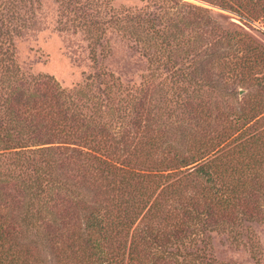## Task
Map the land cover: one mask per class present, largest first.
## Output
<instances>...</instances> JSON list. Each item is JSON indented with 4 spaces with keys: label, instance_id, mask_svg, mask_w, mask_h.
I'll use <instances>...</instances> for the list:
<instances>
[{
    "label": "rangeland",
    "instance_id": "rangeland-1",
    "mask_svg": "<svg viewBox=\"0 0 264 264\" xmlns=\"http://www.w3.org/2000/svg\"><path fill=\"white\" fill-rule=\"evenodd\" d=\"M184 1L211 8L231 37L222 58L227 62L225 81L229 84L221 91L203 89L202 98L197 97L194 85L189 91L180 90L177 86L181 83L149 63L133 34L137 27L134 14L164 15L175 11L173 2L0 0V122L8 123L5 100L15 87L36 91L35 78L49 76L81 105L86 116L83 124L110 128L107 145L125 157L132 153L140 160L141 149L149 150L153 165L137 168L172 174L167 182H174L188 198L160 193L159 187L150 199L156 201L154 206L130 225L121 250L115 243L119 252L114 253L115 264H264V182L250 187L236 207L227 210L232 221L218 224V219H208L202 230L197 221V199L189 196L200 195L202 201L204 185L196 173L188 174L192 165L179 169L170 163L156 165L174 157L177 150L178 156H191L197 150V140L205 150L211 146L210 138H215L209 142L216 144L217 137L227 133L233 123L252 124L259 119L257 128L264 129V0ZM201 31L191 30V35L197 37ZM220 71L218 64L215 74ZM173 85L175 89H171ZM202 101L212 110L217 108L208 120L197 119V106ZM219 110L226 114L220 117ZM241 111L248 116L237 120ZM46 132L32 133L27 127L22 134L26 143L19 147H9L0 134L4 204L18 211L25 202L21 184L35 177L36 166L44 168L50 162L58 182L50 183L52 189H48L44 203L49 202L57 224L71 220L82 225L89 209L111 205L108 181L101 178L106 175L101 168L111 155L106 149H89L83 138L85 130L73 140ZM185 135L194 138V143ZM116 141L127 151L116 148ZM157 146L161 148L157 150ZM117 165L132 168L127 163ZM150 188L151 193V183ZM151 229L158 238H151Z\"/></svg>",
    "mask_w": 264,
    "mask_h": 264
},
{
    "label": "trees",
    "instance_id": "trees-1",
    "mask_svg": "<svg viewBox=\"0 0 264 264\" xmlns=\"http://www.w3.org/2000/svg\"><path fill=\"white\" fill-rule=\"evenodd\" d=\"M166 1L176 5L173 7L175 11L168 10L164 15L137 12L133 16L135 26L137 24L133 34L142 45L144 56L149 63L168 73L175 83H181L177 86L180 90L189 91L188 88L194 85L200 98L205 88L212 92L223 90L229 84L225 81L227 62L222 58L226 57V41L231 38L230 34L224 31L211 8L184 0ZM261 8L264 10V4ZM200 29L202 31L197 32V37L191 35V30ZM218 64L222 71L217 75L215 68ZM33 85L36 91L25 90L20 85L15 87L5 100L10 116L7 124L0 122L3 141L9 147L26 143L22 134L27 127L32 133L46 129L45 134L49 131L53 136L64 134L69 140L85 130L83 138L89 149H106L105 152L111 155L109 162H104L101 168V172H106L101 178L108 181L111 205L98 204L89 209L82 225L73 224L71 220H65L63 225L57 224L49 202L44 203L48 189H52L50 183L58 182L52 173L53 166L50 162L44 168L36 166L35 177L30 176L28 182L21 184L25 202L18 211L14 209L13 212L4 204L0 189V264H115L114 253H119L115 243L121 250L122 239L130 225L140 215L143 214L144 218L154 206L156 201L150 202V199L159 187L160 193L169 192L170 196L180 199L188 196H182L174 182H167L172 177L171 173L142 170L146 169L142 167L153 165L149 150L141 149L140 160L132 153L125 157L107 145L106 142L111 140L110 128L83 124L86 116L81 105L70 93L53 83L51 77L39 75ZM175 88L171 86V89ZM201 103L197 106V119L208 120L216 115V106L212 110L207 101L206 104L204 101ZM68 111H71V122ZM225 114V111H218L220 117ZM237 116V120H242L248 114L241 111ZM249 123H233L227 133L217 137L216 144L210 143L215 139L210 138L208 143L211 146L205 150H202L204 144L197 140V150L189 157L178 156L177 150L174 157L156 163L157 167L170 163L177 165V169L192 165L188 174L196 173L204 185L202 201H199L200 195L197 198L189 196L197 199V221L202 223V230L208 225V219H218V224L227 219L232 221L227 210L236 207V202L249 192L250 187H259L264 182V129L257 128L259 119ZM12 131L15 132L12 134ZM185 136L194 143V138ZM116 142V148L127 151L119 148V141ZM153 144L151 142V146ZM159 148L156 147L157 150ZM119 163H127L132 168L118 166ZM137 165L142 167L137 168ZM150 183L154 185L151 193ZM150 231L151 238L159 237L154 229Z\"/></svg>",
    "mask_w": 264,
    "mask_h": 264
},
{
    "label": "bare ground",
    "instance_id": "bare-ground-1",
    "mask_svg": "<svg viewBox=\"0 0 264 264\" xmlns=\"http://www.w3.org/2000/svg\"><path fill=\"white\" fill-rule=\"evenodd\" d=\"M191 2L193 1V2H197V3H200V4H207V3H205L204 1H202V0H190Z\"/></svg>",
    "mask_w": 264,
    "mask_h": 264
}]
</instances>
